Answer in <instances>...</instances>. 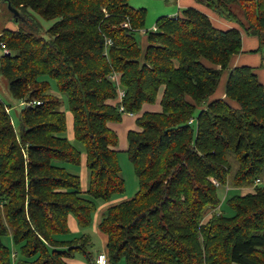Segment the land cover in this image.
Segmentation results:
<instances>
[{"label": "trees", "instance_id": "trees-1", "mask_svg": "<svg viewBox=\"0 0 264 264\" xmlns=\"http://www.w3.org/2000/svg\"><path fill=\"white\" fill-rule=\"evenodd\" d=\"M9 1L23 24L0 32V74L14 98L39 103L23 105L18 134L0 98V264L90 259L89 233L63 236L71 233L69 216L88 227L95 200L126 190L109 122L139 114L162 89V109L140 113L138 128L127 134L139 189L108 206L98 223L110 263L264 264V83L253 66L232 65L243 51L242 29L257 37L252 51L264 59V0H197L239 26L218 27L188 6L160 16L145 32L144 49L135 33L147 8L130 0ZM35 14L56 19L47 36ZM45 75L67 96L90 197L80 175L63 164H80L82 150L65 135L64 100ZM214 179L235 189L260 183L227 198L229 215L217 210Z\"/></svg>", "mask_w": 264, "mask_h": 264}, {"label": "rangeland", "instance_id": "rangeland-1", "mask_svg": "<svg viewBox=\"0 0 264 264\" xmlns=\"http://www.w3.org/2000/svg\"><path fill=\"white\" fill-rule=\"evenodd\" d=\"M233 9L242 17L244 20L243 14L241 9L237 6L234 5ZM214 10V9H213ZM217 12V11H216ZM36 17L39 19L40 23L42 24L43 31L41 33L45 36H47V32L45 31L48 29L56 19H45L40 15L35 14ZM22 19L17 20L16 17H14L13 12L8 8V6L5 3H0V32L7 27L9 23L13 24V28L18 29L23 23ZM154 26H156L154 24ZM149 27L150 30H153V27ZM244 31V30H243ZM248 36L254 37V35L247 33L244 31ZM146 34V33H145ZM138 41L140 42V45L144 48L145 47V40H144V33L141 31H136L135 33ZM251 38V37H249ZM255 38V37H254ZM3 46V45H2ZM0 46V55L3 53V47ZM248 49V47H247ZM262 54V53H261ZM263 59V58H262ZM264 60V59H263ZM262 65L258 64L256 66V70L261 69ZM45 78H48L51 81V91L57 95H60V97L64 100V104L62 105V109H64L68 115V129L65 132V135L69 137V139L77 145L81 150H82V162L78 165H73L64 162L63 164L67 166L68 170L79 174L81 179H82V189H83V195L86 197H90V195L86 192L88 185H89V180H90V170L87 166L86 159H85V152H84V147L81 143L77 142L75 138L72 136L71 133V127H72V117L71 113L68 107L67 103V96L66 94L62 93L59 91L56 85V81L53 78H50L49 76L45 75L43 76ZM221 90V89H220ZM0 98L9 106L10 114L13 120V124L15 126L16 131L20 132L21 130V109L23 108V105L26 104L25 100H17L12 96L9 90V81L8 79L0 74ZM119 146H122V143L124 140L126 141V136H124L123 131L119 130ZM119 161L122 166V175L124 176L126 180V190L123 193H117L115 194L112 199L106 201L102 199H97L96 201V210L93 214V220L92 223L88 227H81L78 222L76 217L72 214L70 218L76 221L77 224V229L72 230L70 234H65L63 235L64 237H69L73 235H77L80 233H85L88 232L90 235L93 236V239L96 241V246L92 248V253L97 252L101 249L100 245V239H99V234L101 233L98 229V223L97 221H100L102 218V215L105 211V209L115 203H118L124 199L131 198L135 195L137 190L139 189V184H138V179L137 176L134 172V167L133 164L131 163L129 156L127 154V151L123 148L119 149ZM260 183V179L256 180L255 184ZM255 184L248 186V187H243L240 189H235V188H230L228 185H219L218 187V194L221 199L220 206L217 208L218 211H223L226 214H232L233 209L230 208V206L227 203V198L234 194V193H246V192H253L255 190ZM211 212V211H209ZM210 216L208 214L206 216V219ZM4 241L9 244L10 246H13L10 236H5ZM119 264H125L124 260H121Z\"/></svg>", "mask_w": 264, "mask_h": 264}, {"label": "crops", "instance_id": "crops-1", "mask_svg": "<svg viewBox=\"0 0 264 264\" xmlns=\"http://www.w3.org/2000/svg\"><path fill=\"white\" fill-rule=\"evenodd\" d=\"M131 5L134 7H146L147 8V15H146V20H145V26L144 28L140 29L139 31L144 33V40H145V47L147 45V39H146V30L150 29L149 27L154 26L156 24L157 19L162 16V15H176L181 12V10L185 7L188 6H195L201 9L202 11L206 12L209 17L211 18L212 22L221 28H230L233 26H239V24L235 21H231L227 19L226 17L220 15L218 12L213 10L212 8L206 6L205 4H202L198 2L197 0H130ZM13 24L9 23L7 27L13 28ZM154 28V27H153ZM242 36H243V51L239 54H235L232 58V65H240V64H248L256 68L258 64H261L262 67L259 70L255 71L258 73V76L260 80L264 83V60L262 59V54L261 52H253L252 50L258 47V39L256 36H248L243 29H242ZM251 37V38H249ZM144 47V48H145ZM248 47V49H247ZM143 48V47H142ZM143 48V49H144ZM223 85V83H222ZM223 87V86H222ZM163 94V89L160 90L158 97L155 102L153 103H148L145 102L142 106V109L140 113L144 111H160L162 109L161 106V97ZM219 95L224 96V88H221L219 91ZM71 113L72 117V127H71V133L72 136L74 137V132H73V114ZM139 113V114H140ZM139 114L136 113H124L122 116V120L120 122H109V126L113 128L117 133L119 137V130L123 131L124 136H126L127 139V134L130 129H137L138 126L136 124V118ZM67 116V129H68V115ZM69 138V137H68ZM118 150L120 148H123L127 150L128 148V139L122 143V146H119V141L118 145L116 147ZM85 159H86V154H85ZM82 162V160H81ZM82 182V179H81ZM72 214H70L71 216ZM69 216V226L72 230L77 229V224L76 221L70 218ZM78 222V221H77ZM99 223V221H97ZM99 229V227H98ZM99 231L101 232L99 234V239H100V245L101 249L97 252H93L90 259L88 257H85L83 254H77L73 258H69L68 261L71 264H94L95 263V258L98 253L100 252H106V243H107V236L105 233H103L100 229ZM88 233V232H85ZM91 238L94 242V246L96 245V241L93 239V236L91 235ZM11 239V237H10ZM12 242V239H11ZM13 244V242H12ZM14 248V246H12Z\"/></svg>", "mask_w": 264, "mask_h": 264}, {"label": "built area", "instance_id": "built-area-1", "mask_svg": "<svg viewBox=\"0 0 264 264\" xmlns=\"http://www.w3.org/2000/svg\"><path fill=\"white\" fill-rule=\"evenodd\" d=\"M125 26L128 25V22L124 23ZM156 29V26H154L153 30ZM107 43H111V40L108 39ZM4 46V45H3ZM7 51V49H5ZM111 78L116 82L117 88H118V100L122 101L124 95H125V89L122 87V85L120 84L119 81V76L118 73H113L111 75ZM28 104L30 103H39V101H32V102H26ZM120 108L123 109V105H120ZM215 184L219 185V182L217 180L214 179ZM94 264H111L108 258V255L106 252H100L97 254L96 258H95V263Z\"/></svg>", "mask_w": 264, "mask_h": 264}, {"label": "water", "instance_id": "water-1", "mask_svg": "<svg viewBox=\"0 0 264 264\" xmlns=\"http://www.w3.org/2000/svg\"><path fill=\"white\" fill-rule=\"evenodd\" d=\"M6 1L8 2L7 4L8 8L13 12L14 16L16 17V15L19 13L18 10L11 5L9 0H6Z\"/></svg>", "mask_w": 264, "mask_h": 264}]
</instances>
